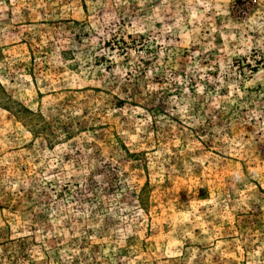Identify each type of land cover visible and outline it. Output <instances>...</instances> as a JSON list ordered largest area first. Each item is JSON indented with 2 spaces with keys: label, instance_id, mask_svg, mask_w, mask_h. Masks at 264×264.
Instances as JSON below:
<instances>
[{
  "label": "rangeland",
  "instance_id": "374dc122",
  "mask_svg": "<svg viewBox=\"0 0 264 264\" xmlns=\"http://www.w3.org/2000/svg\"><path fill=\"white\" fill-rule=\"evenodd\" d=\"M0 264H264V0H0Z\"/></svg>",
  "mask_w": 264,
  "mask_h": 264
}]
</instances>
